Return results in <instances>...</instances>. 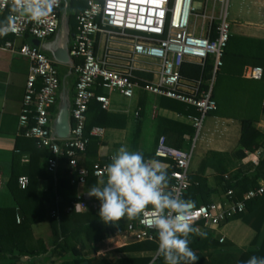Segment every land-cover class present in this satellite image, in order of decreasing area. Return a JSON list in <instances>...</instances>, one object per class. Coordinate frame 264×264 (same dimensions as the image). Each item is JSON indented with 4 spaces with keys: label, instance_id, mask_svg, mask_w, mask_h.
<instances>
[{
    "label": "built area",
    "instance_id": "2783aa9c",
    "mask_svg": "<svg viewBox=\"0 0 264 264\" xmlns=\"http://www.w3.org/2000/svg\"><path fill=\"white\" fill-rule=\"evenodd\" d=\"M65 1L60 0L59 6L42 23H34L27 17L11 13V0H0V15H13L18 29V34L12 32L5 36L2 46L28 61L18 114L20 134L35 140L38 147L50 152L46 161L48 171L54 172L65 157L70 183L87 186L90 176L98 182L106 180L105 170L111 163L96 160L88 168L79 166L77 162L79 153L85 150L89 140L85 126L91 101L98 102L102 109L107 110L110 93L130 98L135 89H141L192 106L195 114L187 115L194 130L190 146H167L165 136L161 135L154 149L155 156L169 160L167 191L184 199V192L190 184L188 175L195 138L204 116L216 108L211 91L215 72L221 65V56L231 34L227 20L228 0H84L85 5L75 12L76 25L69 47L73 60L70 68L75 74L70 106L71 129L70 135L62 138L53 135L50 128L60 86L58 68L39 46L24 38L41 42L53 35ZM15 38L22 41L16 43ZM207 59L212 60L213 69L206 88L202 87L200 77L182 76V62L203 65ZM148 61L153 62V66L144 64ZM138 69L150 71L151 79L138 78L135 74ZM262 75L263 68L258 65H246L241 73L242 77L254 80ZM102 132L101 127L93 126L88 135H101ZM263 154L264 149L260 151V157ZM111 157L108 158L111 160ZM17 183L20 188H25L29 178L20 175ZM263 191L264 184L247 190L240 199L234 200L232 190H228L217 199L195 205L193 226L200 230L217 228L227 218L242 212L247 199ZM77 204L80 211L92 207L83 194L75 192L66 211H76ZM153 213L154 209L149 205L138 217L136 228L132 230L135 241L156 236L159 243L157 231L149 226ZM55 214L56 211H52V215ZM16 220H20L18 215ZM223 239V236L219 237V241ZM153 259L148 264H153Z\"/></svg>",
    "mask_w": 264,
    "mask_h": 264
},
{
    "label": "trees",
    "instance_id": "16d2710c",
    "mask_svg": "<svg viewBox=\"0 0 264 264\" xmlns=\"http://www.w3.org/2000/svg\"><path fill=\"white\" fill-rule=\"evenodd\" d=\"M65 2L68 9L74 8L75 12L85 5L84 0H66ZM75 12H71L69 16L72 32L76 25ZM3 16L6 17V14L4 13ZM247 64L261 66L262 77L258 80L243 78L241 72L243 66ZM212 69L211 59H207L203 65L191 62H182L180 65L182 76L200 77L203 88L207 87L211 79ZM146 77L149 79L150 74ZM74 83L75 80L72 82V88ZM98 91L97 88L96 92ZM211 95L216 102V108L212 110L215 114L239 119L240 135L238 147L235 150L232 152L210 150L200 162L198 171L189 172L190 184L183 198L194 201L195 205L210 202L214 200V196L221 197L228 190H232V198L238 200L244 192L251 188L257 189L261 186L260 181L264 182V155L256 164L248 162L235 166L234 162V159L239 161L243 159L248 152H253L260 147L264 149V131L256 125L259 119L264 117V38L230 34L221 56V65L215 72ZM232 98L235 99L233 102H231ZM232 106L237 107L238 110L228 111ZM124 124L123 114L106 111L98 102L91 101L86 112L85 126V134L89 140L85 150L78 155V165L90 168L96 161L91 159V156L95 154L92 146L97 143V139L88 135L92 126L119 128ZM174 147H182L181 142L174 144ZM38 149L40 156H31V160L33 157L43 159L44 172L36 173V169L40 167L36 168L32 162L26 164L28 168H25L27 166L21 165L19 156L12 160L7 187L16 200V207H0V264H24L22 257L34 258L41 251L46 250L45 246H39L40 241L32 240L31 225L35 221L45 219L51 210L56 211V214L49 218L54 236L52 242L55 248L59 249V254L67 252L72 255L71 258H65L62 264H81L87 259L81 254V248L67 242V238L81 234L84 241L91 243L114 235L119 230L136 228L138 218L131 221L125 218L117 225L104 224L98 215L100 202L96 211L89 209L86 212H67L65 208L70 199L66 195L73 188L68 169L63 171L58 168L55 172L48 171L46 161L50 152L45 148H34L35 151ZM141 153L144 157H155L154 154ZM62 161L66 163V158L62 157ZM100 161L111 162L108 157H103ZM207 169L211 170V174H207ZM22 174H27L29 178L25 188H20L17 183L18 176ZM209 175L213 177V183H209ZM40 177H46L51 182L52 186L49 188L53 191L51 197L47 195V192L37 190V181ZM54 178L56 182H52ZM96 182L97 180L92 176L87 179V185H94ZM17 214L20 216L18 222ZM232 218H240L254 229L255 233L248 247L242 251H233L232 241L224 242L225 238L219 241L213 237L209 228H203L201 231L207 234L206 237L190 235L189 247L198 257L196 264H244L252 256L264 257V191L247 199L244 210L227 218L225 222ZM119 243L120 241L116 242V244ZM158 244L156 236L148 240L129 242L117 249L120 252H126L127 255L119 258L115 264H148L153 259L151 255H135V253H154L158 249ZM216 248L221 251L216 254L215 261L209 262L205 259L202 250ZM209 255L213 257L212 254ZM87 261L89 264H111L106 260L95 258L87 259ZM153 261L154 264H165L163 257L157 255Z\"/></svg>",
    "mask_w": 264,
    "mask_h": 264
},
{
    "label": "crops",
    "instance_id": "0c3cea01",
    "mask_svg": "<svg viewBox=\"0 0 264 264\" xmlns=\"http://www.w3.org/2000/svg\"><path fill=\"white\" fill-rule=\"evenodd\" d=\"M5 18L6 17L3 16V14L0 15V21H3ZM71 26L72 25H69V27H67L66 23H62L61 26L59 18V24L55 33L51 35L48 40H42L39 47L42 51L44 46H51L53 49L64 48V46L67 48L69 61L55 63L58 67L60 82L65 78L69 83L70 99L72 100V90L74 91V88H72V82L75 80V74L70 68V63L73 61L69 52L73 33ZM231 34L264 38V27L253 26L251 25V21L246 20L238 22V24L234 26V31H232ZM8 37L12 38V36ZM4 39L5 36L0 37V207H16V200L7 187V182L11 173L12 160L19 156L20 163L23 166H27L26 164L32 162V165L34 164L36 168L37 166L40 167L36 169V173L39 171L44 172L45 165L41 158L33 157L31 160V156H40V150H34V148L40 147L37 146L35 140L21 135L18 125V114L22 104L24 86L28 73V61L20 55L6 50L2 46ZM24 39L31 40V38L28 37ZM20 41H22V39L15 38L16 43ZM45 51H47L46 48ZM47 55L51 59L55 58L54 56H50L51 54ZM152 63L153 62L148 61V64H144L151 67L153 66ZM135 74L138 78L142 79H148L146 77L147 74H150L149 79L152 77V73L145 69H138L135 71ZM146 93L149 92L135 89L134 94L128 98L133 100V106L128 107L117 105L109 96L110 106L106 111L123 114L125 116V124L123 127L119 128L94 125L101 127L103 132L101 135H91L97 139V143L92 146L95 154L91 156V159L100 160L103 157L113 156L121 146H127L130 151H139L144 154L148 153V155H152L154 154V149L161 135L165 136L167 146L174 147V144L180 142L182 146L180 148H188L190 146L194 130L192 122L187 115L195 114V108L157 95L153 97L152 101L151 99L146 100ZM233 100L235 99L232 98L231 102H233ZM149 101H151V103L148 106ZM234 105L237 106L236 104ZM237 107L232 106L228 111H236L238 110ZM147 108L149 109L147 110ZM55 110L56 108L54 107L53 114L55 113ZM146 112L148 113L147 116L145 115ZM256 125L257 128L264 131V117H261ZM239 135V119L217 115L213 111L208 112L202 120L200 130L194 141L195 148L198 138V151L190 172L198 171L200 162L210 150L220 152H232L235 150L238 147ZM261 150H263L262 147L253 152H248L240 161L234 159L235 166L240 163L245 164L248 162L256 164L259 158H261L259 155ZM145 159L161 162L166 166L168 173V159L157 156L149 158L145 156ZM25 168H28V166ZM58 168L66 171L67 166L65 161H62ZM206 172L207 174H211L210 169H207ZM208 180L209 183H213V177L211 175L208 176ZM52 182H56V178H54ZM260 184L262 185L264 182L260 181ZM97 185L98 181L94 185H73L72 190L67 192L66 196L70 199L72 194L80 192L91 203L92 207L89 209L96 211L99 206V201L94 197L89 198L87 192L92 186ZM51 186V182L46 177H40L37 181V190L47 192L49 197L53 195V191L49 189ZM217 198L219 197H213V199ZM89 209L77 212H86ZM51 211L45 216V219L35 221L31 225L32 240L40 241L39 246H45L46 250L41 251V253L34 258L24 256L25 259H22L24 264H62V261L65 258H71L72 255H70V253L62 252L59 254V249H56L52 242L54 236L49 223V218L52 216ZM17 215L19 216V214ZM219 227L210 229L213 237L217 240H219V237L225 236L218 231ZM132 230H119L114 235L91 243L84 241L81 234L67 238L66 241L70 244H75L77 248H81V254L87 259L95 258L97 260H106L111 264H115L119 258L127 255L126 252H120L117 249L129 242L135 241L134 238L129 241L130 235L132 236ZM240 230L241 237H237L239 243L233 241V251L245 250L255 233L254 229L245 222L243 223V228H240ZM117 241H120V243L116 244ZM220 251V249L216 248L212 250H202V253L205 256V259L210 262L212 260L215 261L216 254ZM209 254H212L213 257ZM135 255H151L152 257H155L157 251L154 253L137 252ZM87 259L82 261L81 264H83V262L89 264Z\"/></svg>",
    "mask_w": 264,
    "mask_h": 264
},
{
    "label": "clouds",
    "instance_id": "9594fccd",
    "mask_svg": "<svg viewBox=\"0 0 264 264\" xmlns=\"http://www.w3.org/2000/svg\"><path fill=\"white\" fill-rule=\"evenodd\" d=\"M60 0H11L10 12L42 23L58 7ZM18 29L13 15L0 21V37ZM106 180H100L87 192L100 202L98 215L104 224L117 225L141 216L146 207L154 209L150 227L158 233L157 256L165 264H196L198 257L189 247L190 235L201 238L206 233L193 226L195 202L167 191L169 176L166 166L157 160H146L139 151L121 146L106 167ZM80 211L79 204L75 206ZM154 264V261H153ZM244 264H264V257L252 256Z\"/></svg>",
    "mask_w": 264,
    "mask_h": 264
},
{
    "label": "rangeland",
    "instance_id": "374dc122",
    "mask_svg": "<svg viewBox=\"0 0 264 264\" xmlns=\"http://www.w3.org/2000/svg\"><path fill=\"white\" fill-rule=\"evenodd\" d=\"M75 12V9L73 8L72 10L68 9L67 5L64 4L62 9L60 10V23H66L67 27L71 25V20L69 19V16L71 12ZM70 20V22H69ZM227 20L230 23V32L234 31V26L238 24V22H243V21H251V25L253 26H259V27H264V0H228L227 4ZM50 37H47L46 40H48ZM49 43V42H48ZM71 43V42H70ZM43 52L47 54H51L50 56H58L57 58L59 59L60 55H64V53L59 52V48H52L51 46L49 47H43ZM45 48L47 51H45ZM52 49V50H51ZM65 49V46H64ZM68 54V53H67ZM56 58H53V60L56 63H60ZM55 63V64H56ZM57 66V65H56ZM58 68V67H57ZM73 93V90H72ZM146 100L148 99H153L154 96L153 94L146 93ZM110 98L120 106L128 107V106H133L132 102L133 100L128 99L126 97L121 96L119 93H112L109 95ZM151 101H149L148 106L150 105ZM149 108H147L148 110ZM146 116L148 113L146 112ZM194 135V133H193ZM198 141V138H197ZM196 141L195 148L192 152V157H191V162L189 166V170L192 168L193 163L195 161L197 151H198V142ZM243 223L244 221L240 218H232L229 219L228 221L224 222L221 224L219 227L218 231L220 233H223L225 236H223L226 240L234 241L236 243H239L237 240V237L240 236L241 230L240 228H243ZM236 226V228H235ZM239 229V230H238ZM241 237V236H240ZM133 236L130 235L129 241H131Z\"/></svg>",
    "mask_w": 264,
    "mask_h": 264
},
{
    "label": "water",
    "instance_id": "95a60500",
    "mask_svg": "<svg viewBox=\"0 0 264 264\" xmlns=\"http://www.w3.org/2000/svg\"><path fill=\"white\" fill-rule=\"evenodd\" d=\"M62 26V23H60ZM30 43L35 46H40V40L38 39H31ZM59 52L64 53V55H60L59 59L58 56H54L59 61H69V56L67 52V48H60ZM70 106H71V99H70V87L68 81L63 78L60 82V87L57 94V102H56V110L53 114L51 121H50V128L53 135L57 137H68L70 135L71 129V120H70ZM22 259H25L24 257ZM83 264H86L83 262Z\"/></svg>",
    "mask_w": 264,
    "mask_h": 264
}]
</instances>
